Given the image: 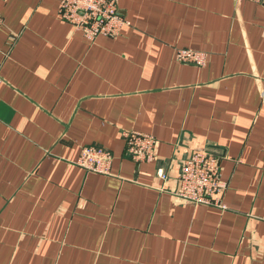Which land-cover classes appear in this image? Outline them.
I'll list each match as a JSON object with an SVG mask.
<instances>
[{
	"label": "crops",
	"instance_id": "obj_1",
	"mask_svg": "<svg viewBox=\"0 0 264 264\" xmlns=\"http://www.w3.org/2000/svg\"><path fill=\"white\" fill-rule=\"evenodd\" d=\"M117 7L129 25L87 41L56 0H0V264H264V5ZM129 130L155 138L152 162L126 155ZM86 145L109 175L75 164ZM200 148L223 209L165 191Z\"/></svg>",
	"mask_w": 264,
	"mask_h": 264
},
{
	"label": "built area",
	"instance_id": "obj_2",
	"mask_svg": "<svg viewBox=\"0 0 264 264\" xmlns=\"http://www.w3.org/2000/svg\"><path fill=\"white\" fill-rule=\"evenodd\" d=\"M60 20L68 24L87 41L97 37L116 38L121 30L129 25L121 16L118 0H56ZM236 4L244 0H233ZM264 5V0H247ZM3 19L0 15V27ZM175 60L183 64L202 65L204 56L201 52L177 49ZM0 78V84L2 83ZM126 155L135 163H149L155 159V138L147 133L133 130L124 131ZM112 154L100 146H83L75 164L85 172L109 175ZM164 182L169 177L165 172H158ZM227 182L222 180L217 156L209 150L200 148L190 151L182 160L173 177L172 187L165 189L182 203L211 206L223 209V195Z\"/></svg>",
	"mask_w": 264,
	"mask_h": 264
}]
</instances>
